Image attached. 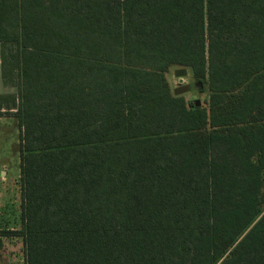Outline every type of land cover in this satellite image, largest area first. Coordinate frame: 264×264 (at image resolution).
<instances>
[{"label":"trees","instance_id":"1","mask_svg":"<svg viewBox=\"0 0 264 264\" xmlns=\"http://www.w3.org/2000/svg\"><path fill=\"white\" fill-rule=\"evenodd\" d=\"M0 47L26 264H264V0H0Z\"/></svg>","mask_w":264,"mask_h":264},{"label":"rangeland","instance_id":"2","mask_svg":"<svg viewBox=\"0 0 264 264\" xmlns=\"http://www.w3.org/2000/svg\"><path fill=\"white\" fill-rule=\"evenodd\" d=\"M1 52V47H0ZM171 69L166 78L171 90L179 86ZM181 84H190V92L182 95L188 103L200 102L207 107L209 93L206 85L195 87L190 70ZM16 89L4 86L1 80L0 96L15 94ZM0 110V264H26L24 240L20 236L23 207L19 137L21 129L15 111H7V103ZM3 232H5L3 234ZM6 232H8L6 234ZM6 234V235H5Z\"/></svg>","mask_w":264,"mask_h":264},{"label":"water","instance_id":"3","mask_svg":"<svg viewBox=\"0 0 264 264\" xmlns=\"http://www.w3.org/2000/svg\"><path fill=\"white\" fill-rule=\"evenodd\" d=\"M173 75L175 78L179 79L180 83L179 86L172 90V93L175 97L182 96L191 90L190 84H181L182 79L188 76V70L186 68H179L174 70ZM196 107H200V102L196 100L195 102Z\"/></svg>","mask_w":264,"mask_h":264},{"label":"flooded vegetation","instance_id":"4","mask_svg":"<svg viewBox=\"0 0 264 264\" xmlns=\"http://www.w3.org/2000/svg\"><path fill=\"white\" fill-rule=\"evenodd\" d=\"M193 85H194L195 87H197V85H196L195 83H194Z\"/></svg>","mask_w":264,"mask_h":264}]
</instances>
